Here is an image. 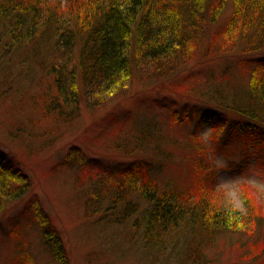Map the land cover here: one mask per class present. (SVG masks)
Returning a JSON list of instances; mask_svg holds the SVG:
<instances>
[{"label":"trees","instance_id":"trees-1","mask_svg":"<svg viewBox=\"0 0 264 264\" xmlns=\"http://www.w3.org/2000/svg\"><path fill=\"white\" fill-rule=\"evenodd\" d=\"M49 3L0 0V50L27 49L19 69L0 83L5 93L14 90L9 84L14 78L33 83L25 105L30 121L45 128V133L72 123L82 101L98 104L135 75L159 78L180 70L181 87L186 86L195 98L171 109L175 123L195 120L197 129L209 123L224 144L239 139L241 133L240 153L247 158L264 152V0ZM198 55L204 61L235 58L238 76H232V81L229 74L201 78L187 67ZM161 136L143 127L136 137L137 148L147 156L114 165L87 157L76 145L69 147L62 164L73 168L79 185L87 187L84 215H97L112 225L130 223L150 250L165 253V262L172 255L178 264L191 263L201 253V245L223 233L254 235L255 239L249 236L246 256L255 261L262 258L261 262L264 199L245 191L244 211L226 204L214 194V178L204 183L195 170L201 168V161L191 165L189 158L192 185H160ZM121 146L126 147L114 145ZM29 186L15 159L0 151V211ZM27 210L34 213L54 262L71 264L39 200ZM31 256L23 250L14 263L34 264Z\"/></svg>","mask_w":264,"mask_h":264},{"label":"rangeland","instance_id":"rangeland-1","mask_svg":"<svg viewBox=\"0 0 264 264\" xmlns=\"http://www.w3.org/2000/svg\"><path fill=\"white\" fill-rule=\"evenodd\" d=\"M40 1L43 5L50 2V6H64L66 2ZM26 53L25 47L18 46L10 51L8 48V52L0 50V82L6 81V74L19 69V59ZM187 67L207 79L229 74L226 76L232 81L231 77L239 73L235 58L204 61L198 55ZM180 73L179 70L159 78L135 75L128 85L107 94L98 104L82 101L77 118L53 134L30 121L25 102L34 90L33 83L14 78L9 82L15 86L10 93H5L0 83V151L13 157L30 181L27 192L0 211V264H15L23 250L32 255L34 264H56L34 213L27 210L36 200L56 227L71 264H178L172 255L165 262V253L150 250L140 231L130 223L112 225L97 215L86 217L87 187L79 185L73 168L62 164L71 145L104 165L147 156L137 148L136 137L143 127L163 135L159 138L162 154L158 155L161 163L157 168L160 185H192L189 158L191 165L201 161V168L195 170L204 183L208 177L214 178V194L226 204L244 211L245 191L264 199V152L247 158L240 153L243 134L224 144L209 123L197 129L195 120H172V108L195 98L186 86L181 87ZM194 75L198 76L196 72ZM105 144L111 147L107 149ZM117 144L126 147L117 149ZM249 236L255 239L254 235ZM249 236L219 234L210 244L201 245V253L187 264H264V259L260 262L262 258L255 261L251 255L246 256L248 241L252 240Z\"/></svg>","mask_w":264,"mask_h":264}]
</instances>
